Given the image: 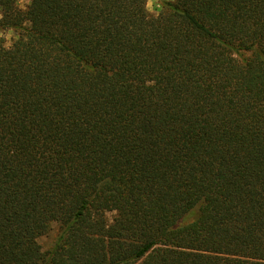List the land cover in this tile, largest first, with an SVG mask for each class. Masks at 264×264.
<instances>
[{"label":"trees","instance_id":"16d2710c","mask_svg":"<svg viewBox=\"0 0 264 264\" xmlns=\"http://www.w3.org/2000/svg\"><path fill=\"white\" fill-rule=\"evenodd\" d=\"M18 1L0 264H264V0Z\"/></svg>","mask_w":264,"mask_h":264},{"label":"rangeland","instance_id":"374dc122","mask_svg":"<svg viewBox=\"0 0 264 264\" xmlns=\"http://www.w3.org/2000/svg\"><path fill=\"white\" fill-rule=\"evenodd\" d=\"M163 1L164 0H149L148 5H147L149 11L152 13H157L158 10L161 8V4ZM18 3H19L21 8L25 9L28 6L29 1L28 0H19ZM4 36L6 38L7 45H9L12 38L15 36V33L13 31H6L4 33ZM109 216L110 217L114 216V213H109ZM57 232H58V226L55 225L53 227V230H51L48 234L41 236L39 238V242L42 245L44 250H47L53 246V244L56 240Z\"/></svg>","mask_w":264,"mask_h":264}]
</instances>
